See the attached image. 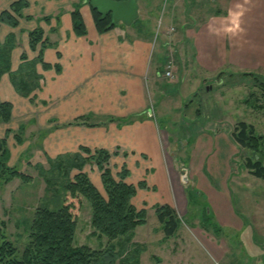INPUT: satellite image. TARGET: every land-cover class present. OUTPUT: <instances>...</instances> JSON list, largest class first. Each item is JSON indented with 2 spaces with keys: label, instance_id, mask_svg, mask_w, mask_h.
<instances>
[{
  "label": "crops",
  "instance_id": "obj_1",
  "mask_svg": "<svg viewBox=\"0 0 264 264\" xmlns=\"http://www.w3.org/2000/svg\"><path fill=\"white\" fill-rule=\"evenodd\" d=\"M12 1L0 0V10L7 8ZM28 1L27 14L36 15L44 11L59 17L54 18V29L47 34L52 45L44 53L45 61L60 66L58 71L55 67L48 70L54 71L51 76L53 115L62 121L91 115V119L86 117L64 127L69 148L61 152L76 151V147L82 145L116 152V157L123 160L120 165H126L130 170L127 181L137 184L144 180L147 184L146 188L137 190L133 203L138 208L146 209L148 203L152 207L169 204L181 218L174 236L166 238L164 232L160 235L161 244L166 245L168 240L174 238V241L192 238V244L196 245L193 247L201 250L207 261L264 264V194L254 191L257 187L253 182H243L249 178L245 170L238 172L230 169L215 186L212 183L206 187L190 183L188 167L178 155L177 146L181 137H175V140L172 136L168 137L157 121L159 114L170 113L168 103L172 97V84L179 79L186 82L198 80L205 85L209 79L219 77L220 80L221 72H224L223 75L229 72L256 73L264 78V0H168L162 7L163 0H146L147 17L142 19L139 18L141 1L136 0L139 7L138 26L118 22L105 33L97 31L91 5L87 0H82L79 8L86 25V34L82 36L76 35L73 30L71 3L76 0H54L52 2L57 3L51 4H48L51 0ZM29 30L31 27L25 30L27 34ZM170 61L173 76L167 77L165 70ZM42 76L45 78V75ZM192 88H196V85ZM193 90L195 98L198 94L202 104L183 115L188 116L185 118L189 127L200 132L199 150L211 143L213 136L220 138L224 132L223 126L213 123L219 125L222 121L219 113L211 115L216 106L213 100L208 95L200 96V88ZM222 93L220 95H224ZM225 100L223 103H226ZM191 104L192 101L185 102L187 111ZM207 108L209 113L206 112ZM202 112L207 116L200 120ZM170 119L177 121L178 116L173 118L172 115ZM187 135L182 136H186L183 139L185 144ZM173 144L177 146L173 147ZM177 160L183 165L181 171L176 168ZM130 161H133V166ZM182 170L185 171L183 174ZM169 178L172 179L173 189ZM230 185L235 193L239 191L241 194L243 208L250 207L252 225L262 236L263 242L253 253L256 256L253 262L246 258L244 251L236 253L232 250L233 246L241 248L239 242L233 238H220L222 228L243 227L235 212L234 192ZM190 190L197 191L198 199L204 197V203L200 206H206L207 213L220 227L218 231L204 224L203 212L196 211L199 214L198 222L191 219L190 223H183L192 201ZM159 230H162L161 225ZM134 238V243L145 248L140 254L141 263L142 254L152 241L139 242ZM186 245L183 244L181 249L189 246ZM166 247L169 249L170 246ZM260 255L259 262L257 257ZM230 256H235L236 260L230 259ZM156 258L160 261L162 257ZM245 259L247 262H244Z\"/></svg>",
  "mask_w": 264,
  "mask_h": 264
},
{
  "label": "rangeland",
  "instance_id": "obj_2",
  "mask_svg": "<svg viewBox=\"0 0 264 264\" xmlns=\"http://www.w3.org/2000/svg\"><path fill=\"white\" fill-rule=\"evenodd\" d=\"M52 1L54 0L47 3H57ZM81 1L82 0H76V2L71 3L72 7L77 4L81 6ZM140 1L141 16L139 18L142 19V17H147L146 3L148 2H146V0ZM164 2L166 5L168 0H163L161 7ZM150 3L152 4V2ZM9 7L10 5L5 9ZM27 7L22 10V16H18L19 24L17 26H10L5 23L0 25V48L5 45L6 38L8 39L11 37L15 41V47L10 57V71L13 74L16 73L15 71L22 63L23 53L29 61H34L38 56V50L34 51L30 46H27V40L29 44V32L36 27H41L44 31V35L47 36L50 30L52 29L53 31L54 29V18H59L58 16L49 15L44 11L36 15L27 14L25 10ZM37 9L38 8H36V10ZM1 11L2 10H0V12ZM47 17L49 19H47ZM139 18L130 25L138 26ZM123 24L127 25L125 23ZM5 25L8 26V28L5 27ZM29 26L31 30H29L27 34L25 30L30 28ZM50 38H52V35H50ZM49 42L52 43L50 39ZM40 64L41 63H37L35 65V71L41 76L45 75V78L42 76L39 82L40 86L34 89L29 96L21 95L16 91L12 83L10 72L6 71L0 76L1 99L12 102L13 107L15 104V112L13 108L11 121L9 123L0 122V138H6V146L10 152L7 165L30 176L29 180H24L21 177L2 174L0 171V231L4 232L6 237L13 241L18 249L19 255H21L28 243L29 226L35 210L41 205L55 207L58 205L59 200L63 201L64 199L62 192L57 196L51 187L48 189L45 178L40 175V165L48 170L50 168V161L48 158H55L58 154L65 153L61 151L68 149L69 144L67 140L68 135L63 132L65 131L64 127L76 122V119L62 121L53 115L51 76L54 74V71H48L49 69H45L43 66L41 67L42 64ZM31 70L32 69H30V71ZM26 71L28 72V70ZM223 73L224 72L220 73V80L219 77L218 79H209L205 81V85L202 81L198 80L186 82L185 80L182 81V79H179V81L173 83L171 90L172 97L169 98L168 103L170 104L171 111L167 115L159 114V116H157V121L161 130L166 131L168 137L171 138L172 136L174 140L175 137H178V139L181 137L179 145L177 143L178 146L176 144L172 146L179 147L178 155L180 161L188 167L190 183H199L202 187H206L209 183H212V185L215 186L216 183L222 181V176H226L230 169L239 170L238 172L245 170L249 178H245L243 182H248V184L253 182V185L257 187L254 191L260 192L263 195L264 180L249 173L244 166V158L250 153L249 150L237 146L231 133L235 124L240 120H244L254 124L256 130L263 134L264 90L261 88V84H263L264 79L260 78V76L243 74L241 72H229V74L226 73L225 75H223ZM47 76L50 77L48 78ZM194 85H196V88H192ZM199 88L201 90L200 96L206 97L208 95L209 98L213 100L214 105H216L211 115L214 116L219 113L222 121L219 125L217 122L213 123L216 124V126H223L222 130L224 134L220 138L213 136L211 138V143L203 145V147L198 150L200 132L196 131L193 127H189L185 118V116H188L185 114L183 115V113H191L192 110H194V106H196V108L201 106L202 101L199 95L197 94L195 98V95L192 93L194 91L193 89L198 90ZM208 89L210 90L207 91ZM222 92L224 95H220ZM224 99H226V103H223ZM11 100H14L15 103ZM191 101L193 102V104L190 105L192 107L187 111L185 102L190 103ZM215 102L217 103L215 104ZM176 108L179 110V114ZM206 112H210L209 108H207ZM172 115L173 118L175 115L178 116L177 121H175L176 119H170ZM192 115L190 114L191 118ZM201 115L200 120L207 116V114L203 112ZM85 117L91 119V115H86ZM179 117H181V119ZM8 129H10L9 133H7ZM188 129L190 131H186ZM183 135L188 136L187 144H185V140H183L186 136L182 137ZM18 138H20L21 141L18 140ZM80 147L81 146H79V148L76 147V151L71 152L81 151ZM196 149L197 151H195ZM112 153L108 165L112 169L114 176L117 177V173L122 166L120 164L123 160L120 157H116V152ZM232 153L237 154L233 157ZM83 155L87 156V154ZM180 161H176V168L178 171H181L183 167ZM130 162L133 166V161ZM83 171L88 174L91 181L105 196L106 193L101 179L102 171L97 164L89 160L84 165ZM184 172L185 171L182 170V174ZM76 173H78V170L73 169L71 175L74 176ZM242 178H244V176ZM169 184L173 189V182L170 178ZM230 186L234 192L235 212L238 214L243 227L222 228V236L220 238L226 240L228 238H233V240L239 242L241 248L239 249L233 246L234 248H232V250L236 253L239 252V250L244 251L247 256L246 258L253 262L256 260V256L253 253L257 251L259 247L258 244L263 242L262 236L259 234V230L252 225L249 216L250 207L249 209L243 208V202H241L240 198L241 194L239 195V191L235 193L233 186ZM150 194H153V192H150ZM243 198H245V196H243ZM199 199V203L192 201L189 203L188 212L184 215L183 223H190L191 219L196 222L199 221L197 214L203 212V206L201 207L200 204L204 203V197L200 196ZM150 204L151 203H148L147 207L148 222L146 225H141L136 228V235L134 238L139 242L148 243V241H152L147 244V251L142 254L141 264H214V261H207L206 258L204 259L205 255L202 256L200 253L201 250L193 247L195 244H192V242H194L192 238L184 237L175 241L174 238L168 240L166 245L161 244L159 241L160 235H163V230H159L161 223L155 213L154 207ZM76 209V214L74 213L77 220L75 244L77 246L87 245L93 249H103L107 245V238L93 233L90 202L83 198L81 206L76 207ZM196 211L198 213H196ZM236 234L238 236H235ZM206 236L209 235L206 234ZM183 244L189 246L181 249ZM167 245L170 246L169 249L166 247ZM181 250H183L182 253ZM125 256H127V254H125ZM156 257L162 258L159 261ZM230 259L236 260V257L230 256ZM257 259L259 261L261 255L258 256ZM244 262H247L246 259ZM221 263L223 264V262ZM116 264H125L123 258L118 260Z\"/></svg>",
  "mask_w": 264,
  "mask_h": 264
},
{
  "label": "trees",
  "instance_id": "obj_3",
  "mask_svg": "<svg viewBox=\"0 0 264 264\" xmlns=\"http://www.w3.org/2000/svg\"><path fill=\"white\" fill-rule=\"evenodd\" d=\"M87 2L90 3V0ZM28 5V0L12 1L8 9L0 12V25L5 23L17 26L18 16H22V10ZM79 7V4L73 6L71 17L75 34L82 36L86 34V25ZM91 10L99 33L108 32L117 25L113 23L111 13H100L92 6ZM50 44L52 45L41 27L31 30L29 46L34 51L38 50V56L34 61H29L23 53L22 63L13 74L10 71V57L15 41L11 37L6 38L5 47L0 48V76L6 71L10 72L16 91L21 95L29 96L40 86L39 82L42 79V76L35 71L37 63H41L45 69L52 67L57 71L60 69L58 64L53 65L44 59V51ZM245 74L259 76L256 73ZM261 88L264 90V81ZM13 108L12 102L2 100L0 97V122L11 121ZM84 118L86 117L77 118L76 122ZM9 132L10 129L7 130V133ZM232 137L240 147L250 152L244 158L245 168L252 175L264 180V135L256 130L254 124L240 120L233 128ZM18 140L21 141L20 138ZM6 145V138H0L1 173L29 180V175L7 165L10 152ZM80 150L48 158L50 161L48 170L40 165V175L45 178L48 189L51 187L57 196L62 192L64 199L59 200L55 207L41 205L35 210L29 226L28 243L21 255L13 241L0 231V264H116L122 258L125 264H141L140 254L145 248L134 243L133 238L136 228L147 223V209L138 208L133 203V198L139 188L147 187L146 182L144 180L137 184L128 182L130 170L126 165L121 166L115 177L108 165L113 153L105 148L91 149L82 145ZM89 160L95 162L102 171L101 179L105 196L83 171L84 165ZM73 169L78 170L74 176L71 175ZM189 194L193 202H200L197 191L190 190ZM83 198L90 202L93 233L107 238V245L103 249L75 244L77 229L75 211L76 207L81 206ZM154 209L164 236L166 238L174 236L181 223L176 210L169 204H159L154 206ZM203 209L204 224L211 225L215 231H218L220 227L207 213L205 205Z\"/></svg>",
  "mask_w": 264,
  "mask_h": 264
},
{
  "label": "water",
  "instance_id": "obj_4",
  "mask_svg": "<svg viewBox=\"0 0 264 264\" xmlns=\"http://www.w3.org/2000/svg\"><path fill=\"white\" fill-rule=\"evenodd\" d=\"M90 5L100 13H111L113 23L130 25L139 16L136 0H90Z\"/></svg>",
  "mask_w": 264,
  "mask_h": 264
},
{
  "label": "built area",
  "instance_id": "obj_5",
  "mask_svg": "<svg viewBox=\"0 0 264 264\" xmlns=\"http://www.w3.org/2000/svg\"><path fill=\"white\" fill-rule=\"evenodd\" d=\"M165 75L167 77L173 76V73H172V62L171 61L169 63H167V69L165 70ZM214 264H222V263H220L219 261H215Z\"/></svg>",
  "mask_w": 264,
  "mask_h": 264
}]
</instances>
